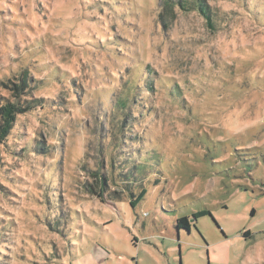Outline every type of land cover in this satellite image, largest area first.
<instances>
[{"label": "rangeland", "instance_id": "1", "mask_svg": "<svg viewBox=\"0 0 264 264\" xmlns=\"http://www.w3.org/2000/svg\"><path fill=\"white\" fill-rule=\"evenodd\" d=\"M164 1L0 0V264H264V0Z\"/></svg>", "mask_w": 264, "mask_h": 264}, {"label": "trees", "instance_id": "2", "mask_svg": "<svg viewBox=\"0 0 264 264\" xmlns=\"http://www.w3.org/2000/svg\"><path fill=\"white\" fill-rule=\"evenodd\" d=\"M162 7L164 9V12H170V13L174 12L176 9L183 11V12L197 11L202 17L205 18V20H207V23L213 28V24L211 23L213 21L211 8L207 4H205L204 0H196L194 2L191 0H165L164 2H162ZM163 15L164 13L162 12L160 14V17L162 18ZM26 78H27V75H25V77H22V80H23L22 84L21 86L18 87L20 92L21 91L24 92L27 88L30 87V83L27 82ZM27 102L29 104L25 106H23V104L21 103H7L0 107V144L4 143L6 139L8 138V136L11 134V131L14 127L18 114H22L26 111L34 109L36 107L34 103H38L40 102V100L39 99L34 100V101L27 100ZM122 104L119 106L124 107L125 106L124 103ZM38 152L43 153L44 152L43 147L40 146V149H38ZM136 166H133V167H136ZM138 166H141V165H138ZM134 174L135 173L134 172L132 173L131 171L128 177L133 178L135 177ZM97 186L99 188L98 197L101 199V202H105L106 201L105 192L108 188V182L104 175H100L97 178ZM146 194H147V190L145 188H142L137 197V200L135 202H132V206L135 207L140 201L144 199ZM205 214L207 213L203 212L198 215H195L194 217L197 218ZM187 225H188L187 218H182L178 221V228H182L183 226H187Z\"/></svg>", "mask_w": 264, "mask_h": 264}]
</instances>
